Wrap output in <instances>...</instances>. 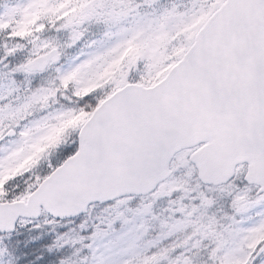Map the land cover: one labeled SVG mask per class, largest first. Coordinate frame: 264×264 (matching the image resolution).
Here are the masks:
<instances>
[{
  "label": "snow or ice",
  "instance_id": "6c2138e0",
  "mask_svg": "<svg viewBox=\"0 0 264 264\" xmlns=\"http://www.w3.org/2000/svg\"><path fill=\"white\" fill-rule=\"evenodd\" d=\"M0 264H264V0H0Z\"/></svg>",
  "mask_w": 264,
  "mask_h": 264
}]
</instances>
